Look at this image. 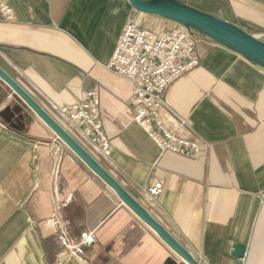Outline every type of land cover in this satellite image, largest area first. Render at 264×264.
Here are the masks:
<instances>
[{
  "label": "crops",
  "instance_id": "crops-1",
  "mask_svg": "<svg viewBox=\"0 0 264 264\" xmlns=\"http://www.w3.org/2000/svg\"><path fill=\"white\" fill-rule=\"evenodd\" d=\"M7 1L14 19L0 21V68L199 264H264V66L191 29L199 66L166 89L162 120L202 154H164L133 123L131 82L106 66L129 20L162 31L179 24L127 0ZM220 1L219 19L264 43V0ZM89 91L109 156L58 112ZM155 182L163 189L149 201L144 189ZM169 258L184 264L0 80V264Z\"/></svg>",
  "mask_w": 264,
  "mask_h": 264
},
{
  "label": "built area",
  "instance_id": "built-area-1",
  "mask_svg": "<svg viewBox=\"0 0 264 264\" xmlns=\"http://www.w3.org/2000/svg\"><path fill=\"white\" fill-rule=\"evenodd\" d=\"M13 19L8 1L0 0V21L11 22ZM199 42L198 36L181 25L162 31L144 28L135 20H129L106 66L113 74L131 82L133 123L164 154L186 158L202 154L199 141L186 139L169 130L162 120L166 89L199 66L196 52ZM58 112L80 138L97 146L104 156H109L111 145L103 129L100 100L95 91L87 92L78 103L61 107ZM180 123L184 124L183 121ZM162 189V184L155 182L147 186L144 193L149 201H154Z\"/></svg>",
  "mask_w": 264,
  "mask_h": 264
},
{
  "label": "water",
  "instance_id": "water-1",
  "mask_svg": "<svg viewBox=\"0 0 264 264\" xmlns=\"http://www.w3.org/2000/svg\"><path fill=\"white\" fill-rule=\"evenodd\" d=\"M130 7L141 14L159 16L187 28L197 30L200 34L212 37L227 46L239 50L264 66V43L250 36L238 27L219 18L189 8L181 3L164 0H127ZM0 80L43 122L53 134L97 177H99L117 196L120 202L137 218L151 228L160 240L184 264H199L149 213L137 203L122 186L108 174L101 165L61 126H59L24 90H22L1 68ZM245 246H233L232 256L242 259ZM165 264H177L169 258Z\"/></svg>",
  "mask_w": 264,
  "mask_h": 264
},
{
  "label": "rangeland",
  "instance_id": "rangeland-1",
  "mask_svg": "<svg viewBox=\"0 0 264 264\" xmlns=\"http://www.w3.org/2000/svg\"><path fill=\"white\" fill-rule=\"evenodd\" d=\"M168 1V0H167ZM181 3L189 8L219 18V11L222 10V2L220 0H169Z\"/></svg>",
  "mask_w": 264,
  "mask_h": 264
},
{
  "label": "bare ground",
  "instance_id": "bare-ground-1",
  "mask_svg": "<svg viewBox=\"0 0 264 264\" xmlns=\"http://www.w3.org/2000/svg\"><path fill=\"white\" fill-rule=\"evenodd\" d=\"M148 1H152V2H162L164 0H148Z\"/></svg>",
  "mask_w": 264,
  "mask_h": 264
}]
</instances>
